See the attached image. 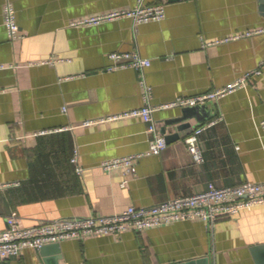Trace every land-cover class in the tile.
<instances>
[{"label":"crops","instance_id":"0c3cea01","mask_svg":"<svg viewBox=\"0 0 264 264\" xmlns=\"http://www.w3.org/2000/svg\"><path fill=\"white\" fill-rule=\"evenodd\" d=\"M6 1L16 13L15 40L3 24ZM155 3L165 7L161 21L122 18L73 27L70 22L132 8L137 0H0V182L12 184L0 190V231L12 213L31 226L151 206L210 182L264 183V0H144ZM247 31L258 32L231 38ZM134 50L150 60L144 78L154 107L260 73L204 103L210 118L189 119L161 153L145 154L150 136L141 117L86 123L144 104L134 69L106 70L109 53ZM50 59L54 63H42ZM180 109L154 111L160 134L174 131L165 121ZM214 119L199 134L203 160L196 162L185 138ZM138 153L144 156L132 163L125 186L122 168L102 167ZM58 255L57 264H264V204L213 226L179 221L140 233L64 240ZM0 264L45 263L39 250L27 248Z\"/></svg>","mask_w":264,"mask_h":264},{"label":"built area","instance_id":"2783aa9c","mask_svg":"<svg viewBox=\"0 0 264 264\" xmlns=\"http://www.w3.org/2000/svg\"><path fill=\"white\" fill-rule=\"evenodd\" d=\"M164 17L165 7L163 4L150 5L144 4V0H137V4L132 8L99 12L70 22L69 25L73 27L94 26L122 18H129L134 24H139L161 21ZM3 24L10 40L19 37L15 9L9 1H6L3 6ZM255 32L258 31H247L231 38L249 36ZM108 58L111 64L106 68L107 71L132 68L137 72L144 104L138 108L109 114L86 123L141 117L147 123L146 132L150 136L148 150L145 154H159L167 146L165 137L159 133L156 120L153 117V113L157 108H183L215 101L237 88L245 87L251 76L260 73L259 70H252L221 88L197 96L178 97L170 103L154 107L150 104L151 87L144 78V70L150 65V60L142 56L137 50L133 52H111L108 54ZM54 61V59H50L42 61V63H54ZM217 120L214 119L201 124L185 138L188 153L196 162L203 160L199 145V134ZM261 126L264 128V120L261 122ZM143 156V153H138L113 158L104 161L102 167L105 170L122 168L125 178L121 182V186H125L132 163ZM75 170L78 175H81L83 169L81 166L76 165ZM11 185V183L0 182V190ZM262 204H264V183L246 181L238 185L219 187L210 182L206 189L190 195L163 200L151 206H129L122 212L110 215L99 214L87 217L57 218L43 220L31 226H23L18 216L12 213L6 218V228L0 231V262L20 256L23 250L27 248L40 250L44 245L60 243L64 240H82L89 236L116 235L127 231L140 233L150 228L179 221L199 220L213 226L219 219L232 217L241 211L251 210L253 207Z\"/></svg>","mask_w":264,"mask_h":264},{"label":"water","instance_id":"95a60500","mask_svg":"<svg viewBox=\"0 0 264 264\" xmlns=\"http://www.w3.org/2000/svg\"><path fill=\"white\" fill-rule=\"evenodd\" d=\"M209 115L208 104H197L181 108L180 115L174 116L165 121V126H174V131L164 136L166 143L180 138L182 130L191 125L188 121L189 119L194 118L199 122H203L210 118ZM162 132L165 133V130L162 129ZM39 251L45 264H57V260L60 257L58 255V243L44 245ZM50 251L55 254L53 258L50 256ZM186 264H192V262Z\"/></svg>","mask_w":264,"mask_h":264}]
</instances>
